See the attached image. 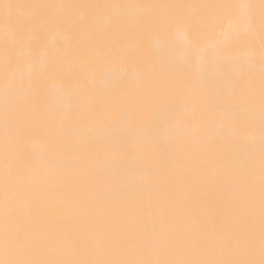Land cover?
<instances>
[{"label":"bare ground","instance_id":"obj_1","mask_svg":"<svg viewBox=\"0 0 264 264\" xmlns=\"http://www.w3.org/2000/svg\"><path fill=\"white\" fill-rule=\"evenodd\" d=\"M0 264H264V0H0Z\"/></svg>","mask_w":264,"mask_h":264}]
</instances>
